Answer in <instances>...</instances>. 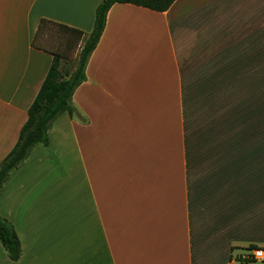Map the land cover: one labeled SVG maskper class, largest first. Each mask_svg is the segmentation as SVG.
Instances as JSON below:
<instances>
[{
    "label": "crops",
    "instance_id": "obj_1",
    "mask_svg": "<svg viewBox=\"0 0 264 264\" xmlns=\"http://www.w3.org/2000/svg\"><path fill=\"white\" fill-rule=\"evenodd\" d=\"M101 1L0 0V162L53 60L41 19L88 34ZM85 76L82 121L3 188L21 254L0 264H264L239 260L264 248V0L115 3Z\"/></svg>",
    "mask_w": 264,
    "mask_h": 264
},
{
    "label": "trees",
    "instance_id": "obj_2",
    "mask_svg": "<svg viewBox=\"0 0 264 264\" xmlns=\"http://www.w3.org/2000/svg\"><path fill=\"white\" fill-rule=\"evenodd\" d=\"M174 0H102L95 9L92 31H83L47 19H41L34 40V46L53 54L52 63L47 74L27 110V120L22 125L18 140L13 148L0 162V195L11 173L22 165L38 146H47L48 133L52 125L61 114H68L71 118L82 121L72 102L75 89L85 80V67L88 59L96 47L106 23V15L115 3H129L154 11H166ZM46 26H52L68 35L71 43L77 47L80 40H84L78 54L75 68L68 73L60 66L61 53L38 43V36ZM0 243L8 258L12 261L19 259L21 247L18 236L9 220L0 216ZM254 247V246H250Z\"/></svg>",
    "mask_w": 264,
    "mask_h": 264
},
{
    "label": "rangeland",
    "instance_id": "obj_3",
    "mask_svg": "<svg viewBox=\"0 0 264 264\" xmlns=\"http://www.w3.org/2000/svg\"><path fill=\"white\" fill-rule=\"evenodd\" d=\"M41 36L43 37L44 41L47 42L46 44L49 47L57 48L58 51L64 57L65 61H64V65H63L64 68L63 69L68 70V71L71 70L73 65L76 64V60H77L74 58L76 47L71 43V40H69L68 35L57 30L56 28H54L52 26H46L42 29V35ZM41 40H42V38H41ZM78 189L80 191H82L81 178L79 180ZM80 197H81V193L79 194V198ZM79 198H78V200H79ZM244 257L247 258L246 256L241 255L239 260L243 259Z\"/></svg>",
    "mask_w": 264,
    "mask_h": 264
},
{
    "label": "built area",
    "instance_id": "obj_4",
    "mask_svg": "<svg viewBox=\"0 0 264 264\" xmlns=\"http://www.w3.org/2000/svg\"><path fill=\"white\" fill-rule=\"evenodd\" d=\"M247 252V258L264 261V248L248 247Z\"/></svg>",
    "mask_w": 264,
    "mask_h": 264
}]
</instances>
